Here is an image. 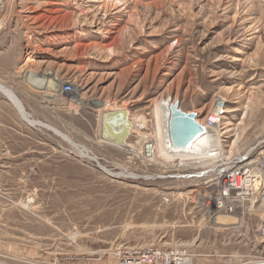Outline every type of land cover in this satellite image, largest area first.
Here are the masks:
<instances>
[{
	"label": "rangeland",
	"instance_id": "1",
	"mask_svg": "<svg viewBox=\"0 0 264 264\" xmlns=\"http://www.w3.org/2000/svg\"><path fill=\"white\" fill-rule=\"evenodd\" d=\"M49 9L61 11L50 22ZM0 26V84L38 123L0 92V264H120L118 251L148 248L185 249L186 264L264 261V190L217 221L199 208L216 160L146 156L157 104L201 121L219 99V161L264 152V0H4ZM30 74L51 75L52 99ZM116 108L130 113L136 154L101 142L102 115Z\"/></svg>",
	"mask_w": 264,
	"mask_h": 264
},
{
	"label": "bare ground",
	"instance_id": "2",
	"mask_svg": "<svg viewBox=\"0 0 264 264\" xmlns=\"http://www.w3.org/2000/svg\"><path fill=\"white\" fill-rule=\"evenodd\" d=\"M3 1L4 0H0V6L2 5ZM87 1L89 3H99L100 2V0H87ZM102 3L103 2H101L100 4H102ZM100 10L101 11L104 10V5L99 7V11ZM47 12H48L49 15H45L44 18H46V20H48V22L53 20L52 17L55 14H60L61 13V11L54 10V9H49ZM59 18L61 20H63V21L65 20V21H68V22L72 21V19H73V18H71V16L69 18H63V16L59 17ZM57 21L58 20H56V22ZM77 23H80V22H77ZM91 23H93V22H91ZM80 47L85 48L84 45H80ZM109 50L110 49L108 48V51ZM50 76H51L50 74L49 75L30 74L28 76L27 80H29L31 84L29 82H27V84H29V85L34 84L33 86L36 87V88L38 87L37 89L39 90L40 94H43L44 97H46V98H51V94L52 93L50 92V89L52 90V88L56 87V85L53 84V80L50 78ZM38 77H41V79H39ZM61 84H62V82H60V85ZM78 91L79 90L77 89L76 93H74V97H73L74 99L78 98ZM0 92L8 98V100L12 103V105L17 109L19 114L27 122H29L33 126H38L37 122L32 121V120L29 119V116L27 114L26 109L24 108L22 102L17 97V95L14 93V91H12L10 88L2 85V83H1L0 84ZM60 92H61V89L59 90V93ZM216 102H217V105L215 104V106H213L211 108V110L209 111L210 112L209 115H214L215 112H217V110L219 109V107L222 108L221 104H223L224 101H222V99H219ZM94 103H95L94 104L95 107H102V102H94ZM174 104H175V102H173V103L172 102H166L165 105L159 103L156 106L157 107L156 108V115H157V118H158V130L159 131L157 133L158 136H156V138H157L156 139V141H157L156 142V147H155L154 144H152V148L151 149L148 148L146 150L147 151L146 156H147V158L148 157L150 158V160H148V161L152 162L151 160H154L153 159L154 154H155V156L158 157L157 158L158 163H160L159 161H161V160L169 162V161H171V160H173V159H175L177 157L180 158V159L181 158L183 159V157H187V158H189V160H193V161L194 160H198L199 161L201 159L204 160V158L206 156L208 157L209 153L206 150L209 147H211V144H213L212 147L219 148L220 152L223 153L222 152L223 148L220 145V143H222V141L220 139V137L222 135L220 134V129L219 128H217L213 133H211V135H209L207 137L205 136V131L203 130V132L199 133L195 137V139L189 143V145L187 147H183V148L175 147L173 142H172V139L170 137V133H169V120H170V116H171V112H172L171 109L174 106ZM104 107H106V106H103V110L104 111L107 110V109H104ZM212 110H215V111L212 112ZM219 110H221V109H219ZM187 113H189V112H187ZM161 117L164 120H162ZM196 121L200 125L201 121H199L197 119V117H196ZM101 123H102L101 134H102V131L104 130V134L106 133V135L108 137H110V138H112V140L116 141V142H114L115 143L114 144L113 142H108L105 139L102 140V138H101V142L105 146H108V147H111V148H114V149H117V150L132 152V153L136 154V147L129 145V142L127 140L128 136H130V134L132 132V129H133V123L131 122V119H130V113L127 110H124L123 108H116L114 110H110L108 113H105V114L102 115V122ZM41 126H44L45 128H47L51 132L56 133L58 136L62 137V139H64L65 141H69L71 144H73L75 146V143H73V141L71 139H69L67 136L63 135L61 132H58V131L54 130L52 127H50L48 125H41ZM200 127L202 128L201 125H200ZM143 128H145V127H142V129ZM77 148H79V147H77ZM144 148H145V146H144ZM221 148H222V150H221ZM81 149H80V153L84 157H86V158H88L90 160H93V161L97 160V158L94 157L95 155L93 154L94 156H91L90 152L86 148H81ZM146 156H145V159H147ZM246 159H247V157H246ZM97 163L100 166V168L104 171V173L109 174L111 176H114V177H117V178L130 179V180H136V179L140 178L137 175L128 172L126 169L122 170L121 173H115L112 170L107 169L105 166H102L99 162H97ZM161 164H162V162H161ZM240 166H241L240 164L237 165V167H240ZM144 178H146L147 180H155V179H157V176H152V177L151 176H146ZM211 218H214V217H211ZM235 219L236 218H234L232 216L224 215V216H221V217L219 216L216 220L217 221H232V220H235ZM186 263L187 262L185 261L184 264H186ZM190 264H192V263H190ZM255 264H264V261L263 262H259V263H255Z\"/></svg>",
	"mask_w": 264,
	"mask_h": 264
},
{
	"label": "built area",
	"instance_id": "3",
	"mask_svg": "<svg viewBox=\"0 0 264 264\" xmlns=\"http://www.w3.org/2000/svg\"><path fill=\"white\" fill-rule=\"evenodd\" d=\"M63 93L72 95L74 85L70 82L63 84ZM222 113L223 110L218 109L214 115L206 116L201 123L199 122L206 137L219 128ZM212 146L213 144L206 151L209 153L208 158L218 162L213 175L214 188L210 194L200 196L202 202L199 208L209 218H215L221 214L228 216L240 214L239 209L247 202L254 200L259 192L264 190V152L255 159L234 157L228 162H223L219 161L221 155L219 148ZM148 148L151 149L152 144L147 143L146 150ZM238 164L241 166L237 167ZM118 252L120 264H184L187 261V250L182 248L171 250L148 248Z\"/></svg>",
	"mask_w": 264,
	"mask_h": 264
},
{
	"label": "water",
	"instance_id": "4",
	"mask_svg": "<svg viewBox=\"0 0 264 264\" xmlns=\"http://www.w3.org/2000/svg\"><path fill=\"white\" fill-rule=\"evenodd\" d=\"M171 110L169 133L172 142L175 147H187L199 133L203 132V128L197 123L196 115L182 111L178 102L174 104ZM101 138L108 142H116L108 137L106 133L104 134V130L102 131Z\"/></svg>",
	"mask_w": 264,
	"mask_h": 264
},
{
	"label": "crops",
	"instance_id": "5",
	"mask_svg": "<svg viewBox=\"0 0 264 264\" xmlns=\"http://www.w3.org/2000/svg\"><path fill=\"white\" fill-rule=\"evenodd\" d=\"M6 53H7V50H6L4 53L0 54V55L2 56V55H5ZM6 66H7V62L4 63V65L0 68V73H2L1 70H4L5 68H7ZM4 72H5V71H4ZM4 103H5V102H4ZM5 104H6V103H5ZM5 104H4V105H5Z\"/></svg>",
	"mask_w": 264,
	"mask_h": 264
}]
</instances>
